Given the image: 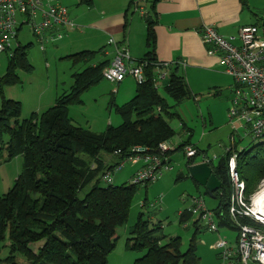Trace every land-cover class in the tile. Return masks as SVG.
<instances>
[{"label": "trees", "instance_id": "1", "mask_svg": "<svg viewBox=\"0 0 264 264\" xmlns=\"http://www.w3.org/2000/svg\"><path fill=\"white\" fill-rule=\"evenodd\" d=\"M159 1L149 0V10L144 15L147 52L142 59L133 61L144 64L145 82L137 84L136 94L129 102L116 107L122 120L120 126H109L105 132L96 134L76 124L70 115L72 106L83 103L81 95L104 80L102 75L113 60L104 56L103 60L99 59L104 48L66 57L74 68L82 65L83 70L71 76V88L61 93L45 112L21 120L22 104L3 99L0 104V158H4L3 150L7 151L6 161L21 156L23 168L14 186L0 197V264L108 263L119 239L117 229L127 225L139 186L125 183L102 187V175L116 165L103 164L102 155H112L123 161L135 147L157 153L161 143L169 142L177 134L167 121L174 116L170 111L173 107L160 92L171 98L174 106L195 97L180 67L164 65L155 56L154 29L158 24L155 6ZM241 2L246 5V0ZM137 5L131 0L130 8H137ZM254 26L264 30V20H258ZM51 36V32L47 33L44 40H51ZM28 50L29 45L16 48L9 59L6 75L0 79V87L20 82L17 69L32 72ZM163 74L165 79L161 80ZM165 80H168L166 85L163 84ZM5 137L8 138L6 142ZM255 143L251 150H229L216 166L209 164L221 184L215 193L217 206L210 211L217 219L218 229L237 233L239 229L228 209L232 195L228 171L231 157L237 156V171L246 184L247 199L264 179V139L255 140ZM182 147L192 146L187 142L178 150ZM199 154L197 150L196 157ZM193 159L195 157L188 158L187 165L194 164ZM184 178L183 174L179 176V180ZM86 189L89 191L80 197ZM146 207L147 200L143 203V208ZM193 215L188 209L183 211L178 223L185 224ZM143 216V213L139 215L127 238V251L145 253L134 264H200L196 238L189 249L182 252L181 238L172 237L166 242L161 225H150ZM202 218L203 214L194 222L196 234ZM238 222L254 225L247 218Z\"/></svg>", "mask_w": 264, "mask_h": 264}, {"label": "rangeland", "instance_id": "2", "mask_svg": "<svg viewBox=\"0 0 264 264\" xmlns=\"http://www.w3.org/2000/svg\"><path fill=\"white\" fill-rule=\"evenodd\" d=\"M94 1L96 4L103 6L108 12H112L114 8H119L121 5L124 8H128L130 2V0ZM135 1L138 3L137 6L139 8L136 9L135 6H132L129 15L131 20H134V27L138 32L141 25H147L141 13L146 15L147 11L145 10L148 9L150 4L149 0ZM62 4L67 7L70 15L80 12L81 9H86V6L80 4V0H63ZM19 29L17 39L12 43V49L7 51V53H0V79L6 75L9 59L19 44L23 46L29 45L27 54L32 72L17 69L16 73L20 82L11 87H0V104L3 99L20 102L22 104L20 119L24 120L31 117L33 113L41 114L49 106H53L57 90H60V93L67 91L73 84V77L71 76L75 72H81L83 66L79 65L74 68L71 64L72 62L66 59V53L61 48V40L52 42L50 39H46L43 46L33 35L30 25L25 24ZM258 32V37L264 39L263 30L260 29ZM75 39L79 40V37L76 36ZM84 39V41L89 40L88 38ZM100 48L95 47L93 50L98 51ZM102 57L103 55L99 59ZM130 79L133 83L134 95L126 101L122 100V96L117 98V95H113V93H116L117 86H111L106 80H102L98 85L81 95L83 103L72 106L70 115L76 118L75 120H77L81 127L89 129L96 134L105 132L108 126H120L122 120L120 115L116 113V107H121L123 104L129 102L136 92L135 86H137V81L133 77ZM160 93L167 99L168 104L173 107L170 111L174 116L167 119L170 126L177 133L169 141V144L173 147L171 148L172 151L190 142L193 148L201 151L193 159L195 162L201 163L206 160L216 166L220 158L224 157L229 150L239 152L243 149L250 150L255 146L254 144H257L242 122L235 121L232 124L229 121V110L226 112V119L223 120L222 124H212L209 119L210 112L208 110L213 105L210 100L209 102L204 100L200 102L202 111L198 112V105L193 102V99L184 100L180 105L174 106L175 103L171 98L167 97L162 91ZM39 102L44 108L41 112L37 111V104ZM48 102H51V105H48ZM214 104L217 105L216 103ZM201 113L206 119L205 122L200 118ZM105 121L107 122L106 125ZM234 125L236 128H234ZM7 140L8 138L5 137V142ZM254 150L256 151V149ZM3 153L4 158H0V197L14 186L23 168V157L19 156L13 158L11 161H6L5 158L8 156L7 151L3 150ZM170 156L174 171L165 173L163 178L155 183L139 186V191L133 200L131 211L129 212L127 225L125 224L117 229L119 239L115 250L108 257L107 264H134L138 258L141 259L144 256L145 253L141 252V250L127 251L126 246L127 238L130 237V228L137 222L141 213L144 214V220H148L150 225H161V234L167 236L166 242L172 237L176 238L178 236L181 238L180 248L182 252L187 251L192 240L196 238L195 248H197V255L200 257V264H220L217 259L218 252L212 248L219 236L232 244L235 243L238 236L237 232L220 228L218 230L219 236L218 234H212L207 229L208 221L206 219L199 221V232L196 234L194 222L199 219L201 213L193 215L185 224L178 223L180 221V213L193 208L195 201L202 200L208 211L213 210L217 206V201L206 194L205 188L201 185L198 186L188 173L186 147H182L179 151H174ZM102 159L103 164L108 166H114L122 161L118 157L107 154H103ZM141 167L142 164L133 165L131 162H127L124 169L112 173L111 183L106 182L102 178L101 186L107 187L109 184L120 186L125 183H131L133 174ZM181 174L185 175V178L179 180ZM88 191L89 189H86L81 193L80 197H84ZM159 199H162V202L156 207L153 206ZM145 200H147V207L143 208ZM214 222L218 226L217 219H214ZM33 247L36 249L35 246Z\"/></svg>", "mask_w": 264, "mask_h": 264}, {"label": "built area", "instance_id": "3", "mask_svg": "<svg viewBox=\"0 0 264 264\" xmlns=\"http://www.w3.org/2000/svg\"><path fill=\"white\" fill-rule=\"evenodd\" d=\"M55 1L0 0V53L12 49L19 28L25 24L30 25L33 35L43 45L47 33H52L51 41L54 42L64 37V30L74 28L68 9ZM259 30L254 25L243 26L238 37L228 38L221 36L213 27L206 26L201 31L202 41L208 46V55H219L225 71L235 80L236 87L228 111L229 121L232 124L242 122L245 129L249 126V133L256 140L264 139V39L258 37ZM108 44L115 46V57L102 75L104 79L118 85L131 76L137 84L144 83V64L132 62L127 47L119 45L114 39H110ZM160 79L164 80L165 74ZM157 149V153H150L143 147L131 149V154L112 170L106 171L102 178L111 183L113 172L123 169L127 162L136 164L141 161L143 166L133 174L131 184L138 187L160 180L172 170V150L169 142L161 143ZM196 154L195 148L186 147L187 158H193ZM228 171L232 185L228 209L239 229L234 244L219 237L213 246L218 252L217 259L220 264H264V179L247 199L246 184L237 171L236 154L230 159ZM157 205L158 202H155L153 206ZM188 211L194 215L203 214L202 219L208 221V231L218 232L214 216L206 210L202 200L195 201ZM241 218L250 219L254 225L240 224L238 220Z\"/></svg>", "mask_w": 264, "mask_h": 264}, {"label": "crops", "instance_id": "4", "mask_svg": "<svg viewBox=\"0 0 264 264\" xmlns=\"http://www.w3.org/2000/svg\"><path fill=\"white\" fill-rule=\"evenodd\" d=\"M55 2L63 6V0L60 1L61 3L59 0ZM130 2L128 8L121 5L119 8H114L112 12H108L103 6L96 4L94 0L90 4L80 0V4L86 6V9H81L80 12L73 15H70V12L68 13L75 26L72 29L64 30V37L60 39L61 41L58 40L62 42L61 48L65 51L66 57L82 51H95L93 50L95 47H101L100 49L104 48L103 56L105 59L112 60L115 57V48L111 47L108 41L114 39L120 45L127 47L126 50H128L132 62L142 59L147 52V28L141 25L140 30L137 32L134 27V20H131L129 15ZM148 10L149 7L145 10L147 11L146 14ZM155 12L158 17V24L154 29L157 61L164 65L177 64L180 67V73L184 74L191 92L195 95L192 99L198 105V112L202 111L200 102H203V100L209 102L210 100L213 104L208 109L210 122L212 124H222L223 120L226 119V112L231 108L230 103L236 84L233 77L225 71L220 56L208 55V46H205L202 41L201 31L204 27L209 26L225 38L238 37L241 27L255 25L258 20L263 19L264 0H246V5H243L241 0H160L155 6ZM261 15L262 17H260ZM76 36L79 37V40L75 39ZM84 38L91 40L90 42H88L89 40L84 41ZM130 78L127 77L118 85L107 81L111 86H117L114 94L117 95V98L122 96V100L126 101L134 95L133 83ZM58 93H60V90H57L56 98L61 94ZM51 102H48V105H51ZM41 105L40 102L37 104L38 112L44 109ZM200 118L203 122L206 121L202 113ZM73 119L76 118L73 117ZM75 123L79 125L77 120H75ZM249 128L248 126V131ZM176 150L178 149L174 151ZM244 150L246 149L241 151ZM174 151H171V154ZM170 160H172L171 156ZM203 162L211 163L206 160ZM139 164L143 166L141 161H137L133 165ZM194 164L198 163L194 162ZM189 166L187 165V167ZM172 171H174L173 166L170 172ZM156 202L160 204L162 199ZM218 233L219 231L212 234ZM212 248L214 249V247Z\"/></svg>", "mask_w": 264, "mask_h": 264}, {"label": "water", "instance_id": "5", "mask_svg": "<svg viewBox=\"0 0 264 264\" xmlns=\"http://www.w3.org/2000/svg\"><path fill=\"white\" fill-rule=\"evenodd\" d=\"M168 80L164 81V85ZM188 173L200 186L204 187L211 198H216L215 193L220 189L221 184L214 175L213 168L208 163L193 164L188 167Z\"/></svg>", "mask_w": 264, "mask_h": 264}]
</instances>
